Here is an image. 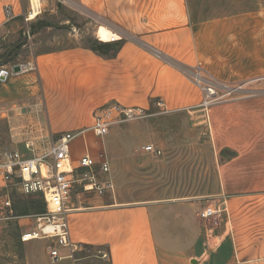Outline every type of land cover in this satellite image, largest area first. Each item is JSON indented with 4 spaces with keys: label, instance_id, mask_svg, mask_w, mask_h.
I'll return each instance as SVG.
<instances>
[{
    "label": "crops",
    "instance_id": "obj_1",
    "mask_svg": "<svg viewBox=\"0 0 264 264\" xmlns=\"http://www.w3.org/2000/svg\"><path fill=\"white\" fill-rule=\"evenodd\" d=\"M59 2L55 6L46 2L49 10L45 12L60 14L59 24H71L73 36L79 34L74 32L78 31L77 20L69 13L63 16L61 9L71 14L75 10V16L90 18L94 29L103 25L120 36L97 45L77 41L34 52L31 59L37 70L24 74L10 70L17 62L2 65L9 71L5 82L28 79L29 118L34 112L36 124L49 126L55 135L87 129L95 111L112 103L151 112L159 108L171 114L194 111L203 92L189 71L198 65L203 73L230 83L264 77V0ZM6 4L13 7L14 18L25 12L21 0H0L4 30L9 24L5 23ZM44 24L54 27L48 21ZM100 44L102 48L97 47ZM115 126L107 135L111 140L108 179L113 183L119 166L125 170L132 166L127 158L136 146H126L125 140L142 130L132 128L133 123L128 129ZM163 132L158 126L149 128L138 147L154 144L164 153L176 152V147L169 148ZM76 140L72 143L74 159L83 154L77 152ZM168 159L156 167L155 189L137 195H125L119 188L104 195L74 190L71 237L94 252L104 250L108 259L80 251L76 261L70 257L54 261L50 254L53 241L34 239L23 242V264H264V228L253 230L246 241L238 220L234 226L222 217L204 220L199 216L202 203L209 204L214 196L227 199L228 218L238 213L237 202L252 191L250 180L244 179V156L218 162L214 181L210 170L196 177L188 166L180 167L179 156ZM192 183L203 186L193 189ZM60 252L68 255L66 248Z\"/></svg>",
    "mask_w": 264,
    "mask_h": 264
},
{
    "label": "rangeland",
    "instance_id": "obj_2",
    "mask_svg": "<svg viewBox=\"0 0 264 264\" xmlns=\"http://www.w3.org/2000/svg\"><path fill=\"white\" fill-rule=\"evenodd\" d=\"M59 1L62 0H41V13L32 20L34 23L31 21L27 23L24 16L20 15L9 21L7 29L1 30L0 70L7 62H10V65L15 62L27 63L34 52L75 44L77 41L91 45L103 41L98 35L100 26L94 29L90 18L85 15L75 16V10H71L74 14L64 9L60 11L63 16L66 17L69 13L77 20L78 31L74 30L75 34L79 33L77 37L71 34L73 31L71 24H59L60 14L49 16V12H45V8L49 10L46 2L55 6L60 3ZM21 5L23 11L27 12L31 7L30 0H21ZM47 21L53 23L54 27H46L44 23ZM28 28L32 33L31 38L26 34ZM36 32L37 34L33 36ZM197 67L189 71L194 82ZM202 74L208 79L239 89L230 93L226 90L219 91V95L208 107L201 102L194 111L173 114L158 108L152 112L147 111L144 118L132 119L115 126L128 129L130 123H133L132 128L142 127V130L138 136L128 138L124 142L126 146H136L127 158L129 162L131 158L132 166L126 170L119 166L115 172L116 179L112 178L116 191L120 189L125 195H137L155 189L156 167H162L161 161L169 160L170 155L179 156L180 167L188 166V170L196 177L197 173L212 171L213 181L218 170L216 168L218 162L236 155L244 156V179L250 180L252 191L237 202L238 213L232 212L230 218L226 214L221 217L230 220V225L234 226L238 220L243 230V238L247 241L253 230L264 228V77L230 83L203 73V70ZM30 94L28 79L23 77L12 82L0 79V108L8 110L0 112V150L13 147L16 141L24 139L29 127L36 133L38 129L46 128L45 125L36 124L38 122L35 120L34 112L29 118L30 110L32 112L31 104L28 103L31 100ZM21 105L22 110L17 111L13 108ZM153 126L164 129L163 138L168 141L169 148L176 147V152L164 153L162 150V154L155 157L143 150L145 145L138 147V143L147 138L146 131ZM94 138L98 140L91 133L79 137L76 140L77 152L85 151L87 145L94 150ZM105 142L109 151L111 140H108V136ZM113 172L112 166V176ZM101 179L106 180L108 177L102 176ZM189 186L195 189L203 185L192 183ZM219 200V196H214L210 198V203ZM206 204L202 203V207ZM45 209L44 200L38 194H16L12 209L0 207V264H23L24 247L21 234L35 225V215L44 212Z\"/></svg>",
    "mask_w": 264,
    "mask_h": 264
},
{
    "label": "built area",
    "instance_id": "obj_3",
    "mask_svg": "<svg viewBox=\"0 0 264 264\" xmlns=\"http://www.w3.org/2000/svg\"><path fill=\"white\" fill-rule=\"evenodd\" d=\"M62 1L66 3L68 0ZM30 6V9L23 13L27 23L34 20L31 17L34 11L32 0H30ZM4 13L5 23L14 18V9L11 5L4 6ZM1 30L0 26V34ZM26 34L32 37L29 28ZM155 53L161 55L158 51ZM18 65L21 69L16 73L37 70L36 62H31V60ZM4 72L8 77L9 71L5 68L0 70V76ZM12 72H15L14 68ZM194 79L203 92L202 104L206 107L216 99L219 91L226 90L230 93L239 89L206 78L200 66L196 68ZM158 106L162 107L163 103L158 102ZM5 111L8 110L0 108L1 113ZM146 114L147 111L141 107H126L120 103H112L97 109L92 125L83 131L78 133L68 131L55 135L49 126L38 129L37 133L29 127L24 139L16 141L13 147L0 150V207L12 209L13 198L16 194H39L46 207L44 212L35 215V225L32 229L22 232L23 242L34 239H51L53 245L50 254L54 261L65 257L76 261L79 259L77 253L80 251L104 259L109 258V254L102 249L94 252L88 245L73 241L70 221V214L75 209L72 203L73 192L78 189L82 192L94 191L99 195H104L108 190L114 191L115 186L112 179H101L102 176L108 177L111 172V160L105 138L112 126L132 119L144 118ZM87 132H92L98 139L96 146L94 150H91L87 145L83 154L78 159H74L72 143ZM143 150L155 155L162 154V150L154 144L145 145ZM223 214H229V206L225 197L205 205L199 211V216L204 220L221 217ZM61 248L68 250L67 256L61 254Z\"/></svg>",
    "mask_w": 264,
    "mask_h": 264
},
{
    "label": "bare ground",
    "instance_id": "obj_4",
    "mask_svg": "<svg viewBox=\"0 0 264 264\" xmlns=\"http://www.w3.org/2000/svg\"><path fill=\"white\" fill-rule=\"evenodd\" d=\"M34 11H32V19H35L41 12H40V6H41V0H32ZM98 35L100 36V39L103 41H113L119 38L120 35L116 34L114 31L109 29L106 26H100L98 30Z\"/></svg>",
    "mask_w": 264,
    "mask_h": 264
},
{
    "label": "water",
    "instance_id": "obj_5",
    "mask_svg": "<svg viewBox=\"0 0 264 264\" xmlns=\"http://www.w3.org/2000/svg\"><path fill=\"white\" fill-rule=\"evenodd\" d=\"M97 47H98V48H102V47H103V44H100V45H98ZM20 69H21V68H20V65H15V66H14V71H15V72L20 71ZM0 79L3 80V81L6 80V79H7V73L4 72V73L0 76Z\"/></svg>",
    "mask_w": 264,
    "mask_h": 264
}]
</instances>
